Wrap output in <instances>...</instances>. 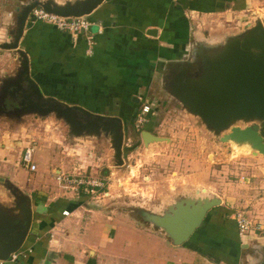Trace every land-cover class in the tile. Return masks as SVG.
<instances>
[{"label": "crops", "instance_id": "1", "mask_svg": "<svg viewBox=\"0 0 264 264\" xmlns=\"http://www.w3.org/2000/svg\"><path fill=\"white\" fill-rule=\"evenodd\" d=\"M28 1L0 0V45L12 41L17 14ZM248 1L105 0L87 17L91 23L89 35L94 41L91 55L86 54V35L63 33L29 19L19 48L26 53L30 75L45 97L95 114L119 117L126 131L127 123L142 104L151 107L148 99L153 96V77L162 73L168 59L189 43L194 34L192 23L197 18L208 20L213 14L242 12ZM150 29L157 30L155 36L148 34ZM10 53L0 49V77L7 70L17 69L12 54V65L9 58H4L10 57ZM153 115L151 109L142 128L151 131L149 121ZM7 149L0 147V178L31 198L33 217L23 250L3 264H257L264 255V181L260 186L262 197L248 211L252 228L243 235L232 220L241 202L249 203L247 199L253 193H229V189L213 180L204 185L206 191L220 198L221 205L208 212L199 231L188 242L174 246L161 232L138 222L127 211H114L103 217L85 207L87 197L79 194L50 196L46 184L39 185L43 191L25 190L18 185L17 172L22 169L28 178L38 177L37 165L32 160L35 172L19 168L20 161L15 162L17 158H12ZM55 164L56 159L50 155L46 171ZM59 174L56 172L55 176ZM10 206L11 198L0 183V207ZM116 217L126 220L133 233H137L138 244L127 243L123 248L125 256L115 255L109 248L115 240ZM89 233L94 234L93 240Z\"/></svg>", "mask_w": 264, "mask_h": 264}, {"label": "rangeland", "instance_id": "2", "mask_svg": "<svg viewBox=\"0 0 264 264\" xmlns=\"http://www.w3.org/2000/svg\"><path fill=\"white\" fill-rule=\"evenodd\" d=\"M248 2L242 12L213 14L205 21L197 18V22L192 23L196 37L209 39L222 32H241L256 20L264 25V0ZM189 43L193 44V39ZM11 54L4 58H9L12 65ZM165 69L153 77L154 82L151 84L153 96L148 99L154 112V117L149 121L152 124L151 131L145 127L136 131L134 124L127 123L122 147L123 165L120 167L114 166L113 150L103 137L76 139L68 134V127L64 123L52 117H39L38 120L33 119L34 115L1 117L0 147H8L9 155L12 158L15 156L17 163L26 148L33 149L32 160L38 168V177L32 178L19 169L16 177L18 185L25 190L33 188L35 193L43 191L39 185L46 184L48 195L58 197L70 193L77 197L83 191L87 197L85 207L95 213H102L100 215L104 217L114 211H127L142 223L139 211L160 214L173 198L184 192L204 189V185L213 180L220 187L229 189V193L232 191L238 195L240 191L246 193L247 190L253 193V197L247 199L250 202L243 200L235 211V215L241 214L249 222L250 230L252 223L247 216L262 197L260 186L264 181V158L257 155L259 157L253 160L251 157L254 156L247 146L220 143L218 137L207 134L198 121L183 112L179 103L161 87L163 75L168 71ZM7 71L9 74L14 73V70ZM142 132L169 141L145 147ZM50 155L56 159V164L48 172L46 168ZM54 171L69 179L80 178L99 186L92 191L88 185L77 191L71 189L72 185L63 188L64 184L56 183ZM113 223L117 231L114 244L109 248L115 255L125 256L123 248L127 243L138 244L137 233L134 234L127 221L119 217L114 218ZM88 236L91 240L95 237L92 233Z\"/></svg>", "mask_w": 264, "mask_h": 264}, {"label": "water", "instance_id": "3", "mask_svg": "<svg viewBox=\"0 0 264 264\" xmlns=\"http://www.w3.org/2000/svg\"><path fill=\"white\" fill-rule=\"evenodd\" d=\"M105 0H29L22 5L16 17L12 41L0 49L14 56L17 67L16 84L0 82V105L11 94V87L18 86L26 99L34 103L27 108L7 113L19 118L33 114L52 117L68 127L74 138H105L113 150L114 166L123 165L122 147L125 123L119 117L95 114L80 106H69L53 97H45L38 83L30 75L26 53L19 48L26 21L32 10L41 8L60 17H88ZM156 29L148 34L156 35ZM213 37V39H212ZM209 39L191 34L190 40L179 54L169 58L167 75L161 87L179 103L183 112L198 121L220 143L247 146L252 156L264 157V25L259 20L245 26L241 32H222ZM196 38V39H195ZM164 70H162L163 72ZM10 77V78H9ZM23 83L25 88L22 85ZM144 146L161 144L168 139L142 132ZM11 198L9 208L0 207V261H8L24 248L33 217L32 200L8 180ZM221 205L220 198L205 189L193 190L173 198L154 214L139 211L142 223L161 232L174 246H182L201 227L208 212ZM264 253V252H263ZM257 264H264V255Z\"/></svg>", "mask_w": 264, "mask_h": 264}, {"label": "built area", "instance_id": "4", "mask_svg": "<svg viewBox=\"0 0 264 264\" xmlns=\"http://www.w3.org/2000/svg\"><path fill=\"white\" fill-rule=\"evenodd\" d=\"M31 22H43L53 26L57 31L68 33V34H84L86 35V54L91 55L92 47L94 44L93 37L89 35L91 23L87 19V17H60L53 14H49L42 10L41 8H36L32 10L28 18ZM151 112V107L144 103L140 107L139 111L134 116V128L136 131L142 129V127L148 122V114ZM20 166L29 172H35L36 166L32 162V150L30 148H26L21 155ZM56 180L59 185H62L63 188H68V185H72V190H79L84 186L92 187L90 190L92 191L94 188L99 186V184H89L83 181L80 178L69 179L68 177H64L62 174L56 176ZM63 215H68L67 212H63ZM237 225V229L240 235L245 234L250 227L249 222L241 215L237 214L233 217ZM0 264H3L0 261Z\"/></svg>", "mask_w": 264, "mask_h": 264}, {"label": "flooded vegetation", "instance_id": "5", "mask_svg": "<svg viewBox=\"0 0 264 264\" xmlns=\"http://www.w3.org/2000/svg\"><path fill=\"white\" fill-rule=\"evenodd\" d=\"M168 72V71H167ZM166 72V73H167ZM165 73V75H167V74H169V73H167L166 74ZM5 75H7V77L8 76H10L9 74H5ZM6 78V77H5ZM5 78H3V77H0V82H3V79L4 80H7V82H6V84L7 83H10V84H16L17 82L16 81H14V75H11V79L12 80H9L8 78L7 79H5ZM10 78V77H9ZM1 84V83H0ZM18 85H22V87H24L25 88V85L23 84V83H20V84H18ZM10 92H11V94L10 95H8L6 98H5V100H4V103L3 104H1L0 105V118L1 117H4V116H7V113H9V112H13V111H15V110H17V109H25V108H27L28 106H30L31 105V103H34V101H33V99L31 98V99H26L25 98V96L23 95V93H22V91L21 90H19V88H18V86H14V87H11L10 88ZM28 104H30V105H28ZM31 115H33V114H31ZM30 115V116H31ZM33 119L34 120H38L39 119V117H36V116H33ZM124 140V139H123ZM2 185H4L5 186V188H6V183H5V181L4 182H0ZM6 192L8 193V194H10V192H9V190L8 189H6Z\"/></svg>", "mask_w": 264, "mask_h": 264}, {"label": "trees", "instance_id": "6", "mask_svg": "<svg viewBox=\"0 0 264 264\" xmlns=\"http://www.w3.org/2000/svg\"><path fill=\"white\" fill-rule=\"evenodd\" d=\"M130 124L133 126V124H134V118L130 121ZM82 189H83V187L81 188V190H82ZM98 191H101V190L98 189ZM79 196H80V197H86V196H85V193H84L83 191H80ZM232 222L235 223L234 220H232ZM235 227H236V229H237V225H236V223H235ZM198 231H199V228H198L194 233H197Z\"/></svg>", "mask_w": 264, "mask_h": 264}]
</instances>
